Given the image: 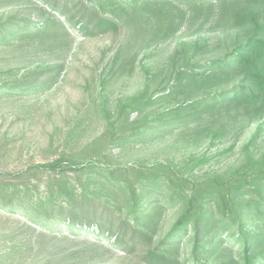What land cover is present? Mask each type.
Returning <instances> with one entry per match:
<instances>
[{
    "label": "trees",
    "instance_id": "1",
    "mask_svg": "<svg viewBox=\"0 0 264 264\" xmlns=\"http://www.w3.org/2000/svg\"><path fill=\"white\" fill-rule=\"evenodd\" d=\"M35 1L24 10L0 14V43L17 37H69L70 28L83 38L116 36L125 24L131 32L129 37H138L140 48H149L173 37L201 14L203 20L230 22L241 29L237 30L241 36L231 41L222 57L200 63L192 62L208 41L199 37L191 43L181 42L170 56L169 82L147 71L142 91L119 101L120 112L128 108L140 111L132 122L131 136L140 135L141 127L151 130L196 122L197 129L204 116H218L221 122L230 118L263 120L264 0ZM117 55L104 83L115 76H129L134 69L137 54L119 61ZM58 71V67H51L16 80H0V93L37 90ZM232 81L236 82L222 88ZM106 118L109 125L105 131L79 156L60 154L38 165L53 177L73 171L82 175L84 183L91 180L87 171L95 170L100 177L97 195H87L84 183L78 190L61 181L56 190L28 197L25 180L10 188L0 178V209L22 216L43 233L68 230L73 236L118 249L127 264L133 261L130 256L146 264H264V162L249 151L264 123L243 147V162L234 170L191 179L168 161L116 167L108 164L106 147L125 143L127 136L117 134L109 112ZM201 131L212 134L218 128L204 126ZM191 162L190 166L199 164ZM130 173L134 180L127 178ZM109 189L123 193L124 209L102 196ZM151 189L164 190L163 203H176L174 220L159 236L155 232L164 205L145 200ZM184 236L188 247L181 255Z\"/></svg>",
    "mask_w": 264,
    "mask_h": 264
},
{
    "label": "rangeland",
    "instance_id": "2",
    "mask_svg": "<svg viewBox=\"0 0 264 264\" xmlns=\"http://www.w3.org/2000/svg\"><path fill=\"white\" fill-rule=\"evenodd\" d=\"M33 1L36 2L0 0V14L24 10ZM211 17L210 14L208 18ZM203 19L205 17L199 15L173 37L149 48H140V39L129 37L131 32L125 24L116 36L83 38L72 33L70 28L69 37H17L11 42L0 43V80H16L29 72L59 68L57 75L37 90L0 93V178H4L10 188L25 180L28 197H41L56 190L61 181L68 188L81 189L82 175L67 171L64 176L55 174L53 177V173L38 165L60 154L70 158L79 156L82 149L92 144L109 125L106 112L110 113L117 134L127 136L125 143H111L106 147L108 164L113 167L168 161L191 179L226 175L234 170L243 162V147L258 125L264 123V118L250 122L230 118L221 122L218 116H204L197 129L194 128L196 122L151 130L141 127L142 133L136 137L130 133L132 122L139 117L140 111L130 108L119 111V101L142 91L147 71L170 81V56L181 42L191 43L199 37L208 41L192 62L200 63L222 57L231 41L241 36L237 32L241 29L230 22ZM133 54L137 56L131 75L115 76L104 83L114 56L117 55L119 61L123 57L134 58ZM235 82L223 83L222 88ZM144 110L149 112L150 109ZM204 126L218 128V131L205 134L201 131ZM249 151L256 160L264 162V124ZM192 160L199 164L190 166ZM87 174L91 180L84 183L85 192L89 196L97 195L100 177L95 170H88ZM127 178L134 180L135 176L130 173ZM163 193V189H151L145 200L163 203ZM102 196L115 207H124V195L117 189H109ZM163 205L155 236L163 233L175 218L176 203ZM54 233H43L22 216L0 209V264H127L118 249L73 236L68 230ZM186 239L184 236L180 244L181 255L188 247ZM130 257L131 264H146L136 256Z\"/></svg>",
    "mask_w": 264,
    "mask_h": 264
}]
</instances>
